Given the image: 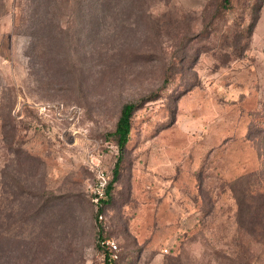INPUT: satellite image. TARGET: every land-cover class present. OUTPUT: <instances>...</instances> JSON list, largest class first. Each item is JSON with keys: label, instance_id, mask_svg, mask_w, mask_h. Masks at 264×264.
<instances>
[{"label": "rangeland", "instance_id": "obj_1", "mask_svg": "<svg viewBox=\"0 0 264 264\" xmlns=\"http://www.w3.org/2000/svg\"><path fill=\"white\" fill-rule=\"evenodd\" d=\"M58 1L0 35V264H264V0Z\"/></svg>", "mask_w": 264, "mask_h": 264}, {"label": "trees", "instance_id": "obj_2", "mask_svg": "<svg viewBox=\"0 0 264 264\" xmlns=\"http://www.w3.org/2000/svg\"><path fill=\"white\" fill-rule=\"evenodd\" d=\"M53 1L56 4L60 3L58 0H53ZM90 1L91 0H73L74 4H77V5L79 4L80 6L82 3H86V2H90ZM226 1H228V0H226ZM29 2L31 4L32 3L34 4L33 12L31 14L32 18L34 20L36 17L37 0H29ZM54 2H53V4H54ZM62 3L70 4L71 0H64ZM16 4H17V6H19V0H15V9H16ZM141 103H142V101H131V102L125 103L122 107L119 119H118L117 124H116L115 131L113 132V135H114L115 140H116V145L119 149V154H118V158H117L115 167L113 169V176L108 181L106 193H105V196L103 197L104 204L108 203V201L112 197V191L114 189V183L118 179V176L120 173L121 162L124 158V153L126 151L127 144L130 140V133H131V128H132V116H133L135 110L141 105ZM257 196L259 198H263V200H264V191H262V192L258 191ZM102 240H103L102 234H101V232H99L97 245L100 249L103 248V250L105 251V254H106L105 264H115V262H114L115 260L110 258L108 250L105 249V246L102 244Z\"/></svg>", "mask_w": 264, "mask_h": 264}, {"label": "built area", "instance_id": "obj_3", "mask_svg": "<svg viewBox=\"0 0 264 264\" xmlns=\"http://www.w3.org/2000/svg\"><path fill=\"white\" fill-rule=\"evenodd\" d=\"M98 176V182L95 186L94 189V196H93V201L96 205L97 210H102L104 206L103 202V197L105 196L106 193V188L108 184V176H106L105 172L103 170H98L97 172ZM100 218H103V214L101 213ZM102 244L105 246V248L108 250L110 258H116L117 255V250H118V245L113 239H103ZM165 251H168L166 249Z\"/></svg>", "mask_w": 264, "mask_h": 264}, {"label": "crops", "instance_id": "obj_4", "mask_svg": "<svg viewBox=\"0 0 264 264\" xmlns=\"http://www.w3.org/2000/svg\"><path fill=\"white\" fill-rule=\"evenodd\" d=\"M15 0H0V35H13Z\"/></svg>", "mask_w": 264, "mask_h": 264}]
</instances>
